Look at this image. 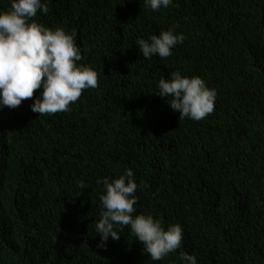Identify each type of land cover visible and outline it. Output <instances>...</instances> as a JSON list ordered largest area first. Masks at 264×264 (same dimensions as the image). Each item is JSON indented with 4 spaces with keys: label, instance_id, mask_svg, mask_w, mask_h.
Returning a JSON list of instances; mask_svg holds the SVG:
<instances>
[{
    "label": "trees",
    "instance_id": "trees-1",
    "mask_svg": "<svg viewBox=\"0 0 264 264\" xmlns=\"http://www.w3.org/2000/svg\"><path fill=\"white\" fill-rule=\"evenodd\" d=\"M33 19L75 32L78 63L99 86L67 112H33L34 97L0 110V264H182L181 251L198 264H264V0H174L159 11L50 0ZM170 27L184 42L144 58L137 39ZM176 70L216 90L204 119H180L157 94ZM128 168L134 215L183 226L181 248L162 260L129 227L97 247L101 178Z\"/></svg>",
    "mask_w": 264,
    "mask_h": 264
},
{
    "label": "clouds",
    "instance_id": "clouds-1",
    "mask_svg": "<svg viewBox=\"0 0 264 264\" xmlns=\"http://www.w3.org/2000/svg\"><path fill=\"white\" fill-rule=\"evenodd\" d=\"M49 3L50 0H11L10 8L0 11V110L6 106L16 108L26 98L34 97L33 112H67L83 90L99 86L97 71L91 65L78 63L83 56L75 32L33 19L38 10L47 14ZM173 3L174 0H142L144 8L152 11L166 9ZM184 39L183 33L170 27L148 38H138L136 45L150 60L154 55L170 56L174 46ZM157 87V94L167 98L170 107L180 113V119L202 120L214 111L216 90L198 75L189 77L179 70L172 71L170 78L159 79ZM38 89L42 91L36 95ZM101 180L104 192L95 224L96 233L100 234L97 247L106 248L110 237L119 240L118 228L129 227L153 261L181 248L184 230L180 223L165 226L163 218L151 213L134 215L139 185L131 168L118 178ZM78 184L81 188L86 186L82 178ZM180 259L182 264H198L197 256L187 251L180 252Z\"/></svg>",
    "mask_w": 264,
    "mask_h": 264
}]
</instances>
